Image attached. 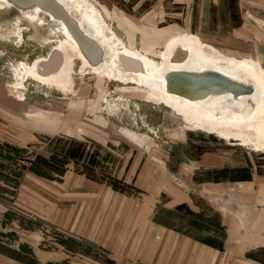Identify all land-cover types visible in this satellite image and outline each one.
<instances>
[{
    "label": "rangeland",
    "instance_id": "obj_1",
    "mask_svg": "<svg viewBox=\"0 0 264 264\" xmlns=\"http://www.w3.org/2000/svg\"><path fill=\"white\" fill-rule=\"evenodd\" d=\"M86 1L98 8L126 47L152 59L159 61L172 40L190 37L221 60L250 62L264 77V0ZM2 8L0 4V144L27 148L24 156L31 158L63 156L68 151L69 175L102 182L124 197L141 195L131 181L134 176L139 175L140 184L142 180L145 185L149 174H154L156 204L170 199L183 203L178 207L181 212L167 216L171 225L211 247L219 240L200 226L220 224L217 207L232 200L229 195L213 200L204 197L205 189H197L199 183H218L220 190L258 187L264 219V142L258 147L193 126L147 90L123 83L113 69L111 49L97 72L86 70L74 52L65 85L34 80L26 75L25 66L46 73L55 54L60 55L56 71L63 65L64 56L56 49L65 38L59 23L48 16L33 19L14 6ZM25 173V178L34 174ZM164 186L167 193H159ZM230 193L235 195L233 190ZM0 201L9 213L0 225V250L13 253L33 243L36 252L47 253L49 260L59 264L73 260L74 264L116 263L98 244L41 222L14 200ZM248 255L264 264V247ZM120 263L144 264L140 258L127 257Z\"/></svg>",
    "mask_w": 264,
    "mask_h": 264
},
{
    "label": "crops",
    "instance_id": "obj_2",
    "mask_svg": "<svg viewBox=\"0 0 264 264\" xmlns=\"http://www.w3.org/2000/svg\"><path fill=\"white\" fill-rule=\"evenodd\" d=\"M32 175L25 178L24 174L12 201L41 222L71 237L98 244L114 256L115 264L126 257L136 261L140 258L144 264H154V259L159 260L158 264H262L248 255L264 247V219L262 202L257 198L258 187L234 186L233 195L228 187L220 190L218 183L197 185V189H205L206 198L213 200L229 195L232 200L217 207L220 224L200 226L210 237L219 240L216 247H211L189 235L187 230H177L171 225L167 216L181 212L178 207L183 203L175 204L170 199L158 206L154 197V174H149L150 181L145 185L142 180L140 184L139 175L132 178L139 186L140 197H124L114 187L87 177H73L68 172L61 181ZM128 178L126 175L127 183ZM166 190L164 186L158 192L167 193ZM1 206L0 201V225L9 215ZM32 246L33 243L23 244L13 253L0 250V264H59L49 260L47 253L36 252Z\"/></svg>",
    "mask_w": 264,
    "mask_h": 264
},
{
    "label": "bare ground",
    "instance_id": "obj_3",
    "mask_svg": "<svg viewBox=\"0 0 264 264\" xmlns=\"http://www.w3.org/2000/svg\"><path fill=\"white\" fill-rule=\"evenodd\" d=\"M57 2L66 9L80 29L95 40L102 50L101 60L98 65L90 63L65 22L56 19L55 16L38 6L28 10L18 8L23 14L30 15L33 19L42 20L44 16H48L54 22L59 23V32L65 37L57 45L59 50L56 48L57 52L64 56L60 70L44 74L45 71L42 68L36 70L35 67L25 66L26 75L28 74L42 84L65 85L71 72V57L74 56V52L81 58L86 70L97 72L104 67L103 58L111 49L115 55L113 69L121 75L126 85L147 90L163 104L182 115L193 126L218 133L227 140L229 138L247 140L254 142L258 147L262 145L264 142V77L253 64L248 61L221 60L202 50L195 39L190 37L172 40L164 48L161 59L157 61L126 47L120 37L109 28L102 13L97 12L98 8L95 9L86 0H57ZM0 4L4 10L7 6H14L10 0H0ZM10 35L14 37V34ZM47 62L48 60L45 63ZM48 68L46 71L50 72L51 67ZM205 71H215L228 76L235 82H241L247 90L251 91H244L237 96L226 93L192 99L178 93L175 94L168 86L171 76Z\"/></svg>",
    "mask_w": 264,
    "mask_h": 264
},
{
    "label": "water",
    "instance_id": "obj_4",
    "mask_svg": "<svg viewBox=\"0 0 264 264\" xmlns=\"http://www.w3.org/2000/svg\"><path fill=\"white\" fill-rule=\"evenodd\" d=\"M14 6L19 9L28 10L38 6L43 10L49 12L51 15L55 16L56 19H59L67 24L70 28L73 36L80 44L85 56L88 58L91 64L98 65L101 56L102 50L98 44L87 36L79 27L77 22H75L66 9L61 6L57 0H10ZM186 52V51H185ZM60 56L55 54L53 60L47 64V68H50V72L46 71L45 74H50L56 72L57 62ZM185 58V57H183ZM53 66V67H52ZM48 68V69H49ZM170 90L175 94L181 96L195 98H205L210 95H219L231 93L234 95H240L247 90L243 84L235 82L228 76H225L221 73L215 71H205L200 73H192L190 75H177L171 76L169 78L168 84ZM179 91V92H178ZM184 91V92H183Z\"/></svg>",
    "mask_w": 264,
    "mask_h": 264
},
{
    "label": "trees",
    "instance_id": "obj_5",
    "mask_svg": "<svg viewBox=\"0 0 264 264\" xmlns=\"http://www.w3.org/2000/svg\"><path fill=\"white\" fill-rule=\"evenodd\" d=\"M25 153H28L27 148L0 144V199L12 200L28 171L51 180L61 179L67 170L66 159L71 155L66 151L63 156L51 154L50 157L36 155L31 158L24 156Z\"/></svg>",
    "mask_w": 264,
    "mask_h": 264
}]
</instances>
